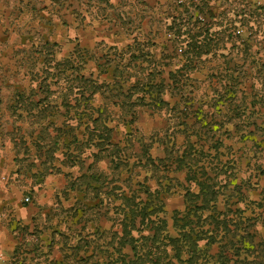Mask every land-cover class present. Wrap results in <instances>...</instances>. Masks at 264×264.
<instances>
[{
	"label": "crops",
	"instance_id": "obj_1",
	"mask_svg": "<svg viewBox=\"0 0 264 264\" xmlns=\"http://www.w3.org/2000/svg\"><path fill=\"white\" fill-rule=\"evenodd\" d=\"M164 1L166 0H0V264H57L64 251L69 252L68 246L84 243L83 238L90 240V250L93 246L98 250L107 243L104 238L109 227L114 234L116 222L106 215L109 211V194L104 193L108 191L105 185L98 197H93L95 192L91 189L87 190L83 200H86L87 205L93 206L102 198V206L92 207L84 214L79 210L73 215V210L81 207L76 200L84 198V193L68 188L67 185L70 179L86 171L93 161L92 156L89 151L82 163L71 165L69 160L57 165V131L51 138L54 142L43 143L46 130L40 127L44 124L56 125L57 100H48L46 95L39 98L36 93L47 90L46 81L50 78L53 79L52 91L57 90L55 69L57 70V46H60L57 41L58 27L69 28L73 45L69 53L60 58L72 53V60H85L83 63L91 60L99 67L101 76L109 77L115 68L117 74L125 72L124 65L133 59L129 65L140 73L146 62L140 48L144 42H155L160 35L166 39L163 44L170 43L173 38L177 39L168 28L170 24L163 28L156 23L152 24V19L163 14V8L167 6ZM186 1L190 11L193 9L190 1H193L199 8H203V12L212 10L218 15L209 17L210 30L206 36L219 46L202 55L203 59L211 62L205 61L207 68L199 72L206 71L205 75L211 79L207 84L209 88L211 86L216 91L211 81L217 76L214 72L211 73L209 67L214 66V69L224 71L228 67L224 62L226 60H235L238 67H246L250 71L254 67L259 68L260 60V69L264 71V54H255L253 51L256 41L250 36L241 35L245 27L251 30L264 28V0ZM146 12L149 14H143ZM203 15L208 19L207 14ZM148 18L149 23L146 22ZM156 31L164 32L156 34ZM167 35L169 38L165 37ZM182 38L187 37H179ZM199 38L204 37L201 35ZM89 45H92L91 49L106 47L113 52L99 51L97 55H87L89 51L91 53V49L85 46ZM240 45L242 49L239 48ZM178 51L179 49L177 53ZM80 54L82 55L79 56ZM115 59L118 61L114 64ZM141 60L142 66H139ZM243 60L250 61L246 63ZM251 62L253 63L250 64ZM135 63L137 67L133 66ZM233 66L230 63L228 69ZM82 68L84 69L83 66ZM89 73L94 77L93 71ZM34 80L37 82L33 83ZM209 88L206 87V90ZM219 91L222 89L219 88L217 92ZM118 92L121 91H116ZM119 95L110 100L112 97L107 94L108 105H115L114 109H119L118 105L124 108L125 104L117 101ZM97 97L101 98L99 94ZM95 101H87L80 106L82 109L85 106L95 107ZM113 101L117 104H113ZM216 101L210 106L206 105L208 109L204 111L215 118L232 107V111L237 108L236 103L222 104L223 101ZM215 113L218 115L215 116ZM204 117L206 121L202 122L207 123L210 116ZM234 117L242 119L237 115ZM135 118L137 115L134 120ZM112 133L113 140L120 139L115 137L114 130ZM253 134L254 132L249 133L251 136ZM98 156L101 157L97 162L108 159L104 157V152H100ZM97 162L91 165L88 173L95 170L109 178L108 172L98 169ZM106 169H110L109 161ZM82 180L87 181L86 178ZM81 188H85V185L82 184ZM25 197L28 201H24ZM70 199L73 202L63 207V202ZM58 204L69 214L60 223L57 222ZM106 221H111L113 228L112 225L104 227ZM64 234L67 238H64Z\"/></svg>",
	"mask_w": 264,
	"mask_h": 264
},
{
	"label": "trees",
	"instance_id": "obj_2",
	"mask_svg": "<svg viewBox=\"0 0 264 264\" xmlns=\"http://www.w3.org/2000/svg\"><path fill=\"white\" fill-rule=\"evenodd\" d=\"M190 3L193 9L190 11L186 3H182V9L174 17L172 16V22L168 25L173 36H177V39H169L170 45L164 44L166 49L172 48V51L167 50L164 54V58L168 61L160 64V67L147 68L143 65L142 73L137 75L134 85L127 86L130 75L122 71L117 74L116 68L109 80L101 78L100 71L96 77H93L92 73H82V67L75 72L72 70L69 74H57V90L61 94L58 97L60 105L57 106V115L63 117L62 123L68 128L63 130L62 126L57 127L55 141L57 150H61L66 157L74 158L71 159V165L77 162L75 156L82 163L85 158L81 157L83 152L73 155L70 143L72 141L77 144L84 143V146L90 150L93 160L85 172L70 179L67 185L68 188L84 193V198L76 200L81 207L73 210V215L79 210L84 214L92 207L102 206L104 203L102 198L93 206L87 205L86 200L83 202L87 190L90 189L95 192L93 197H98L102 186L105 185L108 191L104 193L119 200V204L114 209L117 217L112 240L107 241L98 250L95 246L90 250V240L83 238L84 243L68 246L69 252L64 251L62 259L57 264H201L198 263V256L205 249L209 252L214 244L219 243L221 253L235 250L237 243L230 240L224 242V236L228 230L227 221H232L231 211L238 210V207L232 209L238 201L233 199L232 202H228V209L222 210L219 201L222 195L219 191L221 186L219 183L226 181L222 185H227L237 179V170H239L236 168L237 159L230 157V153H224L223 149L228 148V145H225L222 138L210 134L213 131L209 125L210 121L199 127L195 126L200 114L207 116L209 113L204 112L201 106L193 108L192 100L195 94L192 90L186 89L192 74L207 68L205 61L211 62L206 58L203 59L202 55L219 46L206 36L210 30L209 17L214 18L217 14L212 10L203 12V8H199L197 3L193 1ZM203 14L208 16L206 22L198 20V17L203 18ZM220 14L224 15V12ZM192 18L193 21H190ZM183 21H187V25ZM182 35L187 38L179 39ZM201 35L204 38L200 39ZM72 55L71 53L68 57L57 59V65L67 62L73 64L70 62L73 61ZM130 62H133V59L124 65V70L132 69ZM139 62V66H142L143 61ZM224 62L228 67L230 63L234 66L229 69L226 67L224 71H218L214 66H210L211 73L217 75L212 79L211 84L216 91L222 89L223 92L219 96L223 101L222 104L236 103L238 110L243 99L239 98L237 93H244L248 84L255 88L256 85L264 87V78L259 75L251 76V69L238 67L235 60ZM133 66L138 65L135 63ZM75 81L80 82L78 85L80 89L73 90L70 86V83ZM110 85L113 89L109 87ZM136 85L140 86L135 92L140 97L142 105H149L152 110L158 112L172 111L170 116L183 126L180 129L181 132L184 131L181 144L176 143V137L173 135L168 138L169 141L151 139L149 143L141 142L137 149H129L121 145L125 140L112 138L114 127L109 124L113 121L115 105H105L106 103L101 101L98 106H85L83 110H79L82 100L94 101L98 98V94L101 99H108L110 96L111 100L121 94V92L116 93V87L129 89ZM106 93L108 96L104 95ZM228 93L230 95L227 97ZM125 96L128 98L127 95ZM224 96L225 98H222ZM113 102L117 104L116 101ZM59 107L64 111L60 112ZM118 107L119 110L123 108L120 105ZM236 115L240 116V113L237 112ZM130 116L132 121L136 117L135 113H130ZM82 126L83 128L80 129ZM99 126L102 130L97 132ZM66 137L70 138L68 142ZM241 141L246 143V139ZM156 142L161 146L163 156H152L150 149ZM100 152H104V157L108 158L109 168L112 170L109 178L95 170L88 173L91 165L100 159L101 156H98ZM159 164L164 166L163 169L167 173L183 171L184 181L187 182L186 185H182L183 208L173 210L171 227L164 216L162 180L160 177H154L155 169ZM83 178L87 181H83ZM88 179L91 181L89 182ZM91 182L97 185L91 186ZM82 184L85 185L83 189ZM233 184L234 187L239 188L235 185V181ZM238 192L240 193V190ZM247 232L246 234H249ZM64 238H67L65 234ZM205 238L209 240L201 244ZM205 264H229V262H219L215 259L212 263L208 261Z\"/></svg>",
	"mask_w": 264,
	"mask_h": 264
},
{
	"label": "rangeland",
	"instance_id": "obj_3",
	"mask_svg": "<svg viewBox=\"0 0 264 264\" xmlns=\"http://www.w3.org/2000/svg\"><path fill=\"white\" fill-rule=\"evenodd\" d=\"M164 2L167 6L165 7V9L163 8V14L151 20L152 24L156 23L157 26L159 25V27L162 28L163 26L168 25L172 22V18L177 14L179 10L182 9V3H186L187 1L184 2V0H166ZM143 14L149 13L146 12ZM202 17L203 18L198 17V20L201 22H205L206 20H208L206 17H204V15H202ZM149 21V18L146 19L147 23H149ZM190 21H193V18ZM183 22L186 25L188 23L187 21ZM162 32L164 31H161L160 33L156 31V34H161ZM241 35L243 37L250 36L254 39V42L256 41L253 44V51H255V54H257L258 52L264 54V28H253L251 30L245 27L244 31L241 32ZM165 37L169 38L168 35ZM70 39L69 28H57V41L60 42V46H57V59H59L61 56H66L72 49L73 45ZM165 41L166 39H164V36L160 35L157 41L149 43L148 40V42H144L141 45L140 48L142 49V51H140L142 52V58L146 61L144 62V67H160V64L168 61L164 58V54H166L167 50L172 51V48L166 49L165 45L163 44L165 43ZM168 44L170 45V43ZM85 47H88L90 50L92 45ZM239 48L242 49V45H240ZM251 50H249V52ZM99 51H107V53L113 52L112 49L108 50L106 49V47H103L101 49L97 46L95 47V49H91V53L89 51V54L87 55H95V53L97 55ZM239 54L243 55L245 53L239 52ZM81 60L82 59H79L78 61H70L73 64H70L69 62L64 64L59 63L58 65L56 64V75L69 74L72 72V70L75 72V70L83 66L84 69L81 71L82 73L89 74L90 71H93L95 77L99 67H97L96 64L91 60H88L87 63H83L81 62ZM117 61L118 60L115 59L113 63L115 64ZM249 61L250 60H247L246 63H248ZM100 62L102 63L103 61L101 60ZM124 62H126V60L122 61V63ZM252 63L253 62H251L250 64ZM258 66L259 68L254 67L250 74L251 76L263 75L264 78V71L260 69V60L258 61ZM130 67L132 69L124 70L130 75V81L129 83H127V86L134 85L137 75H140L142 73V70L140 71V73H138V71L135 70L132 66ZM205 72L206 71H203L202 73L197 72L192 74L191 81H189V84L186 85V89L192 90L195 94L194 99L192 100L193 107L201 106L203 111L208 109L206 105L217 102L216 99L220 101L218 98L223 92L213 91L211 86L209 88L207 84L211 79H209V77L205 75ZM101 78L109 80L110 77L109 75H102ZM36 82V80L33 81V83ZM55 82L57 86V76ZM30 83L32 84V82ZM78 85H80V82L78 83V81L70 83V86L73 90L80 89ZM257 86L258 85H256L255 88L249 86L248 84L247 89H244V93H237V96L243 99V105L241 104L238 110L236 108L234 111H232V109L234 108L232 107L231 110L228 109L227 112H222L220 114L221 116H217L218 113H215V116H217L216 118L212 114H209V125L213 129L210 134H213L215 137H219L224 140L225 145H228V148L223 149L224 153H230V157L236 158V168H239V170H237V179L234 180L236 183L235 185H238L239 188L234 187V181L233 183L227 185H222L226 181L219 183L221 184V186L219 187V191L222 192V195L219 197L222 210H227L229 207L228 202H232L233 199H237L238 201L235 204L236 206L232 208L235 209V207H238V210L236 209V211H231L232 221H227L228 230L226 231L224 236V242L230 240L236 242L237 244L235 250L230 251V253L219 252L221 250V248L218 246L219 243L212 245L209 252H207L206 249L205 251H202V253L200 252L201 254L198 256L197 260L198 263L201 264L208 263V261L209 263H212L213 261H215V259L219 262H229V264H260L264 262V87ZM206 87L209 88L208 91L206 90ZM46 88L47 90L45 92L36 93V95L39 98L46 95L48 100H57V106H59L60 102L58 97H60L61 94L58 90H56L55 92L52 91L53 79L50 78L49 81H46ZM138 88H140V86L136 85L129 87V89L127 87L122 90L121 88L116 89V91H121V94L117 98L118 103H123L125 104V106L123 109L114 110V115L112 116L113 121L110 122L111 124L109 125L114 127V134L116 138L125 140L121 145H125L129 149H137L138 147H140L141 142L149 143L151 139H161L162 141H169L168 138L170 139V137H172L173 135H175L176 137V143L181 144L184 131L182 130L181 132L180 129H182L183 126L169 115L170 113H172V111H170V113L168 112V110L158 112L156 110H152L149 105H142L140 97H138V94L135 92V90ZM125 95H127L128 98H126ZM229 95L230 93H228L227 97ZM241 96H243V98ZM222 98H225V96ZM95 100V106H97V104H100L101 101L104 104L106 103L107 105L109 103V99L101 100V98H97ZM84 102L87 101H81V103ZM253 107H255V109H253ZM79 110H83L82 106H80ZM59 111L63 112L64 109L59 107ZM133 111H135L137 115V118H135L134 121L131 120L129 115L130 113H133ZM237 112L240 113V118L242 119L238 120V117H234L236 116ZM204 119V115L200 114L198 116L197 122L195 123V126L199 127L200 125H203V123H205L202 122L204 121ZM130 120L131 122H129ZM62 121L63 117L57 115L56 125H40V127L46 130V133L44 134L45 139L42 140L43 143L49 144L54 142V140H52L51 138L55 136L54 132L57 131L58 126H62V129L64 128L63 130L68 129L62 123ZM82 128L83 126L80 129ZM101 130L102 127L99 126L97 132ZM251 131L254 132L252 136L249 135ZM65 139L66 142L70 140L69 137H66ZM241 139H246V143L245 141L242 142ZM70 149H72L73 155L78 154L79 152H83L81 154V157H85L86 153L90 151L84 146V143L77 144L74 141L70 143ZM150 152L152 153V156H163L161 146L158 145L157 142L153 144ZM71 159L74 158L66 157V155H63L61 153V150H57V165L61 161L68 162ZM75 160L80 163L76 156ZM89 161L90 160H86V162ZM96 166H98L99 170L103 169L104 172H108V174H111L112 170L106 169V167L108 166V159L105 158L100 160L99 162H97ZM163 168L164 166L162 164H159L155 169L154 177H160V179L162 180V194L165 209L164 216L168 221L169 227H171V216L173 210H181L183 208L184 191L182 189V185H186L187 182L184 181L183 171H171L167 173ZM66 179H68V177H66ZM237 189L240 190V193ZM112 198L114 200H112ZM107 200L109 201L110 210L106 215L116 220L117 215L115 214L114 209L119 204V200L112 195H110L109 199ZM72 202L73 199L64 201L62 206L66 207ZM107 205L108 204L106 203V207ZM68 216L69 214L66 212V210H64V208H62L60 204H58L57 222H62L64 218H68ZM111 223V221H106L104 223V227L108 228L112 225ZM247 229L249 232H247ZM110 230L112 229L109 227V231H107V233L105 234V241H108L109 239L112 240L111 237L114 236L111 233L112 231ZM246 232L249 234H246ZM238 233H240V236H238ZM95 238H97V236H95ZM208 240L209 238H205L203 241H201V244L206 243V241Z\"/></svg>",
	"mask_w": 264,
	"mask_h": 264
},
{
	"label": "built area",
	"instance_id": "obj_4",
	"mask_svg": "<svg viewBox=\"0 0 264 264\" xmlns=\"http://www.w3.org/2000/svg\"><path fill=\"white\" fill-rule=\"evenodd\" d=\"M24 201H28V198H27V197H25V198H24Z\"/></svg>",
	"mask_w": 264,
	"mask_h": 264
}]
</instances>
